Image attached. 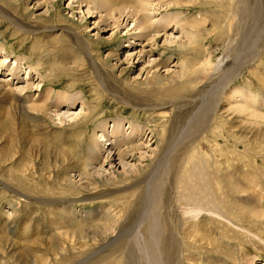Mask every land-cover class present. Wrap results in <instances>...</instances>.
Wrapping results in <instances>:
<instances>
[{"label":"rangeland","instance_id":"obj_1","mask_svg":"<svg viewBox=\"0 0 264 264\" xmlns=\"http://www.w3.org/2000/svg\"><path fill=\"white\" fill-rule=\"evenodd\" d=\"M149 3L146 8L151 14L155 7L156 18L163 14L177 18V25L172 22L164 36L158 31L161 37L152 41L131 40L136 31H128L130 19L82 14L87 6L81 5L78 10L77 4L69 10V0H0V61L6 59L0 67V81L9 80L4 74L13 61L21 63L18 78L24 81L16 84L19 79L15 78L10 82L16 84L12 89L25 83L26 67L32 66L43 75L41 81L36 74L29 77V81L37 78L42 89L32 86L28 96L17 95L20 101L8 97L7 103H0V264H137L131 256L134 244L126 227L135 217L136 195L152 199L157 194L158 189L152 188L149 180L145 182L148 192L143 183L146 172L154 167L159 179L165 169L160 179H165V186L155 213L161 228L170 218L177 233L160 231V240L164 236L163 244L160 241L157 245L160 264H235L241 256L246 260L239 264L264 263V220L246 219V225L238 224L232 210L234 200L239 203V198L242 201L248 195L254 198L250 208L264 214V150L256 148L264 145V138L258 131L250 133L256 129L253 124L263 122L251 116L254 111L264 112L255 103L264 92V0ZM11 18L16 25L9 21ZM245 30L250 32L248 36ZM166 37L174 43L166 44ZM81 43L90 53L96 72ZM144 45L149 53L138 56ZM233 61L243 65L242 74L233 75L232 66H228ZM182 72L185 76L178 78ZM226 73L231 92L221 95L216 91V78ZM177 78L181 80L174 82ZM222 85L223 81L220 88ZM238 86L244 87L250 97L234 95L232 91ZM46 88L53 89L46 102V116L25 110L32 102H43ZM62 96L63 102L59 101ZM215 97L219 101H214ZM10 105L18 110L15 118L10 117ZM209 110L214 114L206 127L195 135L175 137L179 128L185 133L183 127L195 111L198 115ZM73 112L80 113L79 117L66 120ZM116 118L122 122V131L133 126L143 133L141 139L130 138L135 140L132 144H139V150L129 152L130 157L124 159L137 168L135 173L125 167V175L122 166L111 170L103 163L110 152L103 141L98 144V165L89 166L91 154L86 150L91 140L101 135L99 130L94 134L96 123L103 120L112 125ZM24 138L39 140L49 149L48 154L43 156V148L39 152L32 149ZM244 144H248L247 151ZM253 151L258 152L256 157L251 156ZM56 152H67L69 157L62 162ZM164 153L166 158L158 166L155 160ZM100 165L103 172H95ZM215 168L220 173L217 177L210 174ZM189 171L187 180L184 176ZM114 177L117 181H103ZM192 186L197 188L194 193ZM188 197L201 203L207 212L187 220L182 210L189 203ZM212 205L215 208L211 209ZM170 206L176 216L169 215ZM145 227L146 223L139 229L138 239L147 254L148 237L145 243L141 234ZM200 235L209 237L212 243L196 240ZM223 245L227 247L221 250ZM186 257L192 260L185 261ZM146 262L141 257L138 264Z\"/></svg>","mask_w":264,"mask_h":264},{"label":"bare ground","instance_id":"obj_2","mask_svg":"<svg viewBox=\"0 0 264 264\" xmlns=\"http://www.w3.org/2000/svg\"><path fill=\"white\" fill-rule=\"evenodd\" d=\"M118 1V0H117ZM138 3L136 4L134 0H122L120 3H114L112 2L111 0H69V10H72L73 7H71L73 4H77L78 6V10H80V7L82 6H87L86 10H85V13H83V11L81 12L82 14H86V15H89V14H93V13H100V14H103V17L104 18H112L115 20L117 19H120V18H127V19H130V23H131V29L128 30V31H136L134 32L135 34H131V40L132 39H137V40H148V41H152L154 40L155 38H159L161 37L162 35L164 36V34L166 33V29L172 25V22L173 24L175 23V25H177L176 23V20L175 17L174 19H172V17H167L168 15L166 16H163L162 17H159V18H156L157 15H155L154 13L157 12L155 11V7L152 9V13L150 14L149 13V9H147L146 7H148L150 5L149 3V0H137ZM84 4V5H83ZM82 5V6H81ZM80 6V7H79ZM155 11V12H154ZM246 12V11H245ZM243 11V13H245ZM261 12V11H260ZM1 14V12H0ZM246 14V13H245ZM248 15L251 16L250 13H248ZM1 16V15H0ZM114 18H113V17ZM171 16V15H170ZM253 16V15H252ZM251 16V17H252ZM247 17V16H246ZM9 18V17H8ZM100 18V17H99ZM9 21L12 23V24H15V21L11 18L9 19ZM119 21V20H118ZM234 21V20H232ZM245 21V20H244ZM248 22V21H247ZM231 24V23H230ZM116 25H118V23L116 22ZM173 26V25H172ZM195 27V26H194ZM19 28L22 30L23 28L19 26ZM245 28V27H244ZM48 29V28H46ZM52 29L51 27H49L48 30ZM160 29V30H158ZM24 30V29H23ZM230 30V28H229ZM132 31V32H133ZM158 31H161L163 32L161 34V36L159 35L160 32L158 33ZM246 31V30H245ZM165 32V33H164ZM249 31H246L245 32V36H248L249 35ZM168 37L165 38V41H166V44H172L174 43V41H170V39L168 40L167 39ZM192 38L189 37L188 39ZM138 42V41H137ZM264 42V41H263ZM80 43V42H79ZM84 43H81V47L84 51V53L86 54V59H88V62L91 64V66L93 67V72H96L94 70L95 69V65L93 63V59L91 58V55L90 53L87 51V48L85 47V45H83ZM130 45H133V44H130ZM148 45V44H146ZM151 46V45H150ZM260 46V44H259ZM125 47V46H124ZM144 48H145V45L141 47L140 51H138V56H145L148 52L144 51ZM226 49V48H225ZM243 50V49H242ZM257 50V49H256ZM252 51V50H251ZM258 51V50H257ZM256 51V52H257ZM115 53V51H113ZM137 52V51H136ZM253 52V51H252ZM255 52V53H256ZM248 53V52H247ZM130 54V53H129ZM253 54V53H252ZM257 54V53H256ZM113 55V54H111ZM228 55V54H227ZM226 55V56H227ZM127 57L129 55H126ZM224 56V58L226 57ZM24 57V56H23ZM131 57V56H130ZM129 57V58H130ZM256 57V56H255ZM1 58H4V57H1ZM254 58V57H253ZM228 59V58H227ZM4 60L6 59H1L0 61V67H3V65L1 64H4ZM17 60V59H16ZM149 59H147V62ZM229 60V59H228ZM232 60V59H231ZM252 60V59H251ZM154 60H152V63H153ZM240 61V60H239ZM243 61V60H242ZM250 61V60H249ZM231 62V61H230ZM6 63V62H5ZM232 63V62H231ZM234 64V65H233ZM233 64H228V66H232V69H233V75H238L242 70H243V65H240V64H236L235 61H233ZM209 64L207 63L206 67L208 66ZM78 66V65H77ZM90 66V67H91ZM20 67H21V63L19 61H13L12 65L10 67H6V73L4 74L5 78L6 77H9V80L8 81H0V103L3 104L2 102L5 101V103H7V99L8 97H13V98H19L17 97V95H22L23 97L25 96H28L29 95V91L31 90V87L32 86H35V89H42V85L38 86V83H36V80L37 78H34L32 81H29V77H33V75H38L39 76V79L40 81L43 79V75L40 73V70H37L35 69L34 67L32 66H29V67H26L25 69V72L27 73V76H25V83L23 85H20V86H17V87H14V89L11 88V86L13 85H16L17 83H21L22 81H24L23 79H20L18 78V74L20 72ZM152 67V66H151ZM158 68V67H157ZM78 69V67L76 68ZM149 69V68H148ZM151 70V69H150ZM166 71V70H165ZM1 72V70H0ZM168 72V71H167ZM243 72V71H242ZM241 72V74H242ZM94 74V73H93ZM96 76H98L96 73H95ZM231 75V74H230ZM170 76V75H169ZM185 75L184 73L182 72V75H180L178 78H183ZM229 76L228 73H226L224 76L222 77H218L216 78L218 81V84L219 86L218 89L216 90L219 94L221 95H224L226 92H231V90L229 89V83L227 84V81L229 80V78L227 77ZM233 76V77H235ZM95 77V76H94ZM172 77V75H171ZM232 77V78H233ZM16 79H19L16 84H10V82L12 80H15ZM174 78V77H173ZM172 78V79H173ZM175 79L174 82L176 81H180L179 79ZM231 78V77H230ZM103 81V80H101ZM224 82V85H222V88H220L221 86V82ZM39 82V81H38ZM230 82V81H229ZM36 83V85L34 84ZM43 84V83H42ZM104 84V82H103ZM227 84V85H226ZM183 84H178L177 87L179 86H182ZM227 86V88H225ZM177 87H173L174 89L172 90H175L177 89ZM259 87V86H258ZM236 89H234L232 92L234 95H239L240 93L246 98H249L250 96L249 95H246L245 93V88L244 87H241V86H238V87H235ZM215 89V88H214ZM52 90L53 89H44V92L42 94V100L43 102L41 104H35L36 102H32V104H29V105H26V107L24 108V106H20L22 109L24 108L25 110H30V111H33V112H37L38 115H41V116H46V112L48 111L49 108L46 107V102L49 100L51 94H52ZM262 91H264V88H262ZM228 92V93H229ZM16 94V96L14 95ZM180 93L179 92H175V95H179ZM250 94V93H249ZM229 95V94H228ZM12 98V99H13ZM10 99V98H9ZM8 99V100H9ZM22 98L18 99L19 101L21 100ZM63 96L59 98V101L63 102ZM185 101L187 99H184ZM258 102H255V103H258L259 106H261L263 109H264V92L263 94H260L258 95V98H257ZM18 101V102H19ZM214 101H219L216 99V97L214 98ZM256 101V100H255ZM14 102V100L12 101ZM17 102V101H16ZM188 102V101H187ZM23 103V102H22ZM14 104V103H13ZM20 104V103H19ZM70 104L73 105V102H71ZM62 105V104H61ZM56 106V105H55ZM54 106V107H55ZM58 106V105H57ZM2 107H5V106H1ZM59 107V106H58ZM58 107H55V111H58L56 109H58ZM6 109V108H5ZM10 109H11V114H10V117H14V115H18V110L15 106H12L10 105ZM20 109V108H19ZM246 109V108H244ZM24 110V112H25ZM82 110V109H81ZM21 111V110H20ZM23 111V110H22ZM28 111V112H30ZM55 111L54 114H55ZM246 111V110H245ZM1 112V111H0ZM218 112V111H217ZM261 113H264L261 111ZM261 113H256L254 111V115L252 114L251 117H256L258 119H261L263 122L259 123V124H253V126L256 128L252 131H250V133H255V131H258L260 132L261 134V137L264 138V127L261 125V124H264V115L261 114ZM21 114V113H20ZM30 114V113H29ZM80 114V113H79ZM78 114V115H79ZM213 111L212 110H209L207 112H203L201 114H196V111H195V115L189 120V122L184 125L183 129L186 130L185 133L182 132V129L179 128V133L176 136H178L179 134H182L181 137H184L185 135L189 136V135H195L197 134L202 128L206 127L207 124H208V121H211L212 118H213ZM23 115V114H22ZM63 114H61L62 116ZM66 115V114H64ZM76 115V113H70V115L66 116L69 121L70 120H75L77 119L79 116ZM15 118V117H14ZM44 118V117H43ZM58 121V120H57ZM61 122V120H59ZM63 123V122H62ZM121 121L116 118V120H113L112 121V125H108V123L106 121H103V120H100L96 123V127L94 129V134L96 135L97 133L95 132V130H99V132L101 133V135H98V140L96 138L92 139L91 142L89 143L90 145L88 146L86 152L87 154H91L90 158L88 160H91L92 162L90 163L89 166H93L97 164L98 161H100L101 157L99 158V156L101 155V153L99 152V148H98V144L99 146H101V142L103 141L104 143L102 145H106L107 147H109L110 149V152H109V155L108 157H106V159L104 160L103 159V163H107L109 165V168L111 170H114L112 168H115L116 166H122L123 168V171H125V175H126V170H125V167L127 169L130 170V172H137V168H134V166H131V165H128L127 161H124L125 158H128L130 157V154L127 155L129 152H135L136 150H139V144H132L131 142L135 141V140H130V138H135L137 140V138L141 139V137L143 136V133H141L140 129H137L136 127H133V126H130L129 128V131L126 130V132L122 131L121 129ZM61 124V123H60ZM75 124V123H74ZM73 124V125H74ZM111 127V129L109 130V128ZM127 127V126H126ZM69 128V127H68ZM258 128V129H257ZM192 129V130H191ZM214 129H211L210 132L212 134H214L215 130L213 131ZM250 130V129H249ZM139 131V135L136 136V133ZM0 132L2 133V128L0 127ZM108 132V133H107ZM25 133V132H23ZM252 137V136H251ZM11 139V138H10ZM19 139V138H18ZM26 139V141H23V142H26L32 149L34 150H37L38 152L40 151V148L42 149L40 152L43 154V156H46L47 151L49 150L47 147H45L39 140H33V139H27V138H24V140ZM179 139V137H178ZM175 140L174 142H170L169 143V146H171L172 144H174L176 141ZM253 139V138H251ZM172 140V139H171ZM180 140V139H179ZM116 143L117 145H115L114 147H112V143ZM209 142H212V141H209ZM25 143V145H26ZM106 143V144H105ZM131 143V144H130ZM8 144V142H7ZM27 145V146H28ZM129 145H132L131 147H129ZM213 144H211L212 146ZM245 147H244V150L247 151V145L248 144H244ZM125 147L123 150L120 149V147ZM256 146V145H255ZM264 145L262 146H258L256 147L257 150H264L260 147H263ZM14 147V146H13ZM104 147V146H103ZM107 147H105V149H107ZM128 147V148H127ZM25 148V147H24ZM23 148V149H24ZM27 148V147H26ZM2 150L5 149V148H1ZM104 149V148H102ZM153 149V148H152ZM215 149V147H214ZM6 150V149H5ZM121 150V151H119ZM221 150V148L219 149ZM1 151V150H0ZM259 151V152H260ZM17 151H15L16 153ZM49 152V151H48ZM51 152V151H50ZM55 152V151H54ZM65 152V151H64ZM62 153V152H56L57 155H59V157H61V159L63 160L62 162H64L65 160H67V152L66 153ZM248 153L250 155V151L248 150ZM247 153V154H248ZM258 153V152H256ZM254 151H253V155L251 156H255L254 154H256ZM55 155V153H54ZM248 155V156H249ZM261 155V154H260ZM48 156V155H47ZM113 156H116L117 159H114ZM133 156V155H131ZM250 156V157H251ZM42 157V156H41ZM256 157V156H255ZM12 159V157H9ZM166 158V153L162 154L160 157H158V159L155 160V164H158V166H160V164L165 160ZM217 158V157H216ZM215 158V159H216ZM247 158V157H246ZM244 158V159H246ZM253 158V157H252ZM10 159V160H11ZM8 160V159H7ZM9 161V160H8ZM117 162V165H114L115 162ZM247 161V160H246ZM256 163V162H255ZM98 165V164H97ZM247 165V164H246ZM217 166V165H215ZM102 165H100L98 168L99 170L95 171V172H98V173H102ZM205 167V166H204ZM202 168V167H201ZM255 168V167H254ZM30 169V168H28ZM156 169L157 167H154L153 169L149 170L148 172H146L147 174L144 176L145 179H144V184L146 185V190L145 192H148L149 191V188H148V185L147 183H145L147 180L150 181V185H152V188H156L158 189L157 191V194L154 198H149L147 197L146 199H144V197L141 196V194H137L136 197L134 198V201L136 203V213H135V217L130 221V223L127 225L126 229L131 233V239H132V243L134 244V251L132 253V258L133 259H136L137 260V264H138V261L141 257H143L147 262L146 264H160V257H159V254L157 253V245L158 243L161 241V243L163 244V241H164V236L161 237V240H160V231H167L169 229H171L175 234L176 233V225L174 223V221H172L170 218H169V221L166 220L163 227L161 228L160 227V217L158 214H156V210L158 208V204H159V201L161 199V191L162 189L164 188L165 186V179L164 181L160 182V179L163 177L164 173H165V169H164V173L162 174L161 172V178L159 179V177L157 176L156 174ZM204 169V168H203ZM205 170V169H204ZM219 170L218 168H215L214 169V172H210V174H213L214 177H217L220 173H217ZM248 171V170H247ZM253 171V170H252ZM200 173H202L200 171ZM205 174V173H204ZM244 174V173H243ZM189 176H190V171L184 176L187 178V180L189 179ZM207 176V175H206ZM128 177V176H127ZM143 177V178H144ZM249 177V176H248ZM154 179H156L155 182ZM204 179V178H203ZM127 180V179H126ZM143 180V179H142ZM186 180V181H187ZM104 182H113V181H117V178L114 177L112 179H105L103 180ZM205 182V180H202ZM201 181V183H202ZM260 181V180H259ZM262 182V181H261ZM207 184V187L209 186L207 182H205ZM260 183V182H259ZM263 185V184H262ZM261 185V186H262ZM201 186V185H200ZM202 186L203 183H202ZM117 188V187H116ZM191 191H195L197 190V188H195V186H192L190 187ZM206 189V188H205ZM264 189V188H263ZM202 190V189H201ZM205 191V190H204ZM210 189L208 190V193H209ZM194 193V192H193ZM210 194V193H209ZM206 195V194H205ZM204 196V195H202ZM206 196H209V195H206ZM212 196V195H211ZM258 196V195H257ZM142 197V199H141ZM262 197V196H261ZM206 198V197H205ZM204 198V200H205ZM208 198V197H207ZM230 198V197H229ZM259 198V197H258ZM212 199V198H211ZM244 200L241 201V198H239V203H237L235 200L233 201V205H232V210L234 212V216H233V220L236 221L238 224H245L246 225V219L248 220H253V221H260L261 220H264V214L262 213H259V212H256L255 210H252V209H255V208H250V202H253L254 198L252 196H248V195H245L244 198H242ZM260 199V198H259ZM30 200V199H29ZM188 202L189 203H186L187 206L184 205V216L186 217V219H191V220H194L196 218H198L199 215H201V213L203 211L207 212L206 209H203L202 206H201V203H198L196 200H194L193 198L191 197H188ZM202 200V199H201ZM203 200V201H204ZM58 202H61L58 201ZM230 202V201H229ZM62 203V202H61ZM190 203H191V207H190ZM208 202H206L207 204ZM211 203V202H210ZM213 203V202H212ZM209 204V203H208ZM207 204V206L209 207V205ZM232 204V203H231ZM139 205V207H138ZM203 205V204H202ZM215 205V204H214ZM174 207L173 206H170L169 207V215L173 216L175 214L176 216V213L173 209ZM182 208V207H181ZM207 208V207H206ZM215 208L213 205L211 207V209ZM264 209V208H263ZM66 210V209H65ZM216 210V209H215ZM181 211V212H182ZM211 210H209V213H210ZM131 212V209H129V213ZM212 213L211 214H214L213 210L211 211ZM90 213L87 212L86 215H89ZM231 217V215H229ZM228 216V217H229ZM187 219V220H188ZM186 220V221H187ZM124 222V221H123ZM127 222V221H126ZM185 222V221H184ZM250 222V221H248ZM146 223V227L143 231H141V234L145 237V243H146V237H148V252L147 254H145L143 252V247L140 245L139 243V239H138V235H139V229L142 227V225ZM264 223V221H263ZM126 224V223H125ZM124 225V224H121V226ZM264 225V224H263ZM263 225H261L263 227ZM115 227V226H114ZM124 227V226H123ZM247 227V226H246ZM261 227V228H262ZM122 228V227H121ZM114 229V228H113ZM251 229V228H249ZM109 230V229H108ZM244 231V230H243ZM260 232V231H259ZM258 232V233H259ZM252 234V233H251ZM115 235H112L111 237H114ZM178 236V235H177ZM183 236V235H181ZM254 236V235H253ZM255 237V236H254ZM257 237V235H256ZM109 238V237H108ZM181 240V239H180ZM196 240H199V241H204L205 243H207L209 245V243H212V241L210 240L209 237H206L205 235H200V237H197ZM258 240V239H257ZM111 240H109L110 242ZM114 241V240H112ZM191 241V239H190ZM223 241V240H222ZM108 242V241H107ZM195 242V241H194ZM248 242V241H247ZM228 243V242H227ZM229 244V243H228ZM244 244V243H243ZM50 245V244H49ZM108 245V244H107ZM213 246V245H212ZM233 246V244H232ZM52 247V246H51ZM210 247V246H209ZM219 247V246H218ZM225 247H227V245H223L220 249H224ZM235 247V246H234ZM242 247V246H241ZM211 248V247H210ZM240 248V247H239ZM244 248V246H243ZM238 249V248H237ZM242 249V248H241ZM117 249H115L116 251ZM114 251V252H115ZM208 251V250H207ZM216 251V250H215ZM236 251V250H235ZM243 252V251H242ZM227 253V252H226ZM222 256L223 254H225V252H222L220 253ZM232 254V253H231ZM230 254V255H231ZM212 255V254H211ZM226 255V254H225ZM224 255V257H225ZM237 255H240L239 252H237ZM228 257V255H226ZM209 257V256H208ZM242 258L244 256H241ZM232 258V257H231ZM242 258H238L236 263L235 264H239V261L240 260H243L245 261L246 259H242ZM185 261H191L192 259L190 257H186L184 259ZM235 260V259H234ZM229 262V261H228ZM242 262V261H241ZM181 263V262H180ZM202 263V262H201ZM208 264H211L212 262L211 261H208L207 262ZM246 264H255L254 262L252 261H246ZM258 264H264V263H258Z\"/></svg>","mask_w":264,"mask_h":264}]
</instances>
